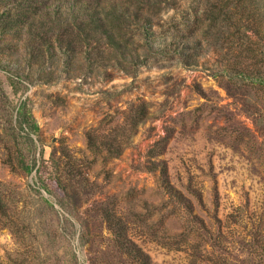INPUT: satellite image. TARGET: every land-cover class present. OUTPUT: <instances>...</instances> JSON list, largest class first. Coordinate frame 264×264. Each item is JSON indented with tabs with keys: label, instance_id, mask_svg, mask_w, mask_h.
Instances as JSON below:
<instances>
[{
	"label": "rangeland",
	"instance_id": "obj_1",
	"mask_svg": "<svg viewBox=\"0 0 264 264\" xmlns=\"http://www.w3.org/2000/svg\"><path fill=\"white\" fill-rule=\"evenodd\" d=\"M216 4L0 0V264H264L262 22Z\"/></svg>",
	"mask_w": 264,
	"mask_h": 264
},
{
	"label": "trees",
	"instance_id": "obj_2",
	"mask_svg": "<svg viewBox=\"0 0 264 264\" xmlns=\"http://www.w3.org/2000/svg\"><path fill=\"white\" fill-rule=\"evenodd\" d=\"M223 1L224 0H217L218 4H216V6H215V8L220 9L219 10L220 19L222 18V15H223L224 19H226V18L228 19V17H230L234 11H236L237 14H241L242 16L247 15V17L250 20L254 19L253 17H256L257 19H259V21L262 22L261 23V28H262L261 33L264 34V0H238L236 2V9L233 12H231L230 9L234 8V5L233 6H227V5L224 6ZM6 14L9 15V11ZM22 15H25L24 17H27V18L32 17V14H22ZM196 20H197V18H196ZM194 23H195V20H194ZM239 29H241V27ZM244 36L249 37V38L251 37L247 33L246 30H245ZM262 52H263V56H264V49L262 50ZM253 77H255V76H253ZM253 77L250 76L251 80L253 79ZM253 80H255V82L264 83V78H261V77H260V79L256 78ZM28 100L29 99H27L26 101H23L19 107L20 123H21V125L25 124L26 126H28L30 131H32L33 133L39 134L40 127L38 125L37 120L35 119V117L33 116L32 112H31V108L28 106ZM149 108H150L149 103L145 102V101H141V100L139 102H137L136 104H133L131 106V108L129 110V114H128V116L130 115V117L133 120L132 124H130L131 128L132 127L136 128L138 125H142L144 122H146V120L149 119V117H150V109ZM87 137H88V139L89 138L93 139L91 132H88ZM129 138H130V131L127 134L126 139H125L126 144H127V141ZM22 161H23V159H22ZM24 168H26V170H28V169L30 170L29 165H25ZM54 177H55L54 178L55 181H57V183L60 185V187L66 191L67 185L65 184L63 178L61 176H59L57 173L54 174ZM120 228H124V224H121ZM115 233L118 235H121V232L117 233V231H116Z\"/></svg>",
	"mask_w": 264,
	"mask_h": 264
}]
</instances>
